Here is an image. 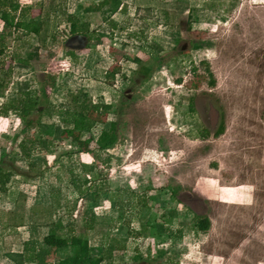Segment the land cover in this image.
<instances>
[{
  "label": "rangeland",
  "instance_id": "obj_1",
  "mask_svg": "<svg viewBox=\"0 0 264 264\" xmlns=\"http://www.w3.org/2000/svg\"><path fill=\"white\" fill-rule=\"evenodd\" d=\"M19 2L16 18L42 30L12 29L0 55V160L5 148L4 165L20 172L0 184V264H38L24 261L26 240L72 231L102 264H264V0ZM71 14L87 24L81 40ZM3 31L0 17V45ZM47 76L55 86L40 127L2 114L24 90L41 94ZM83 101L111 109L60 113ZM113 120L114 147L76 151L80 140L95 147ZM92 216L94 227L82 226Z\"/></svg>",
  "mask_w": 264,
  "mask_h": 264
},
{
  "label": "trees",
  "instance_id": "obj_2",
  "mask_svg": "<svg viewBox=\"0 0 264 264\" xmlns=\"http://www.w3.org/2000/svg\"><path fill=\"white\" fill-rule=\"evenodd\" d=\"M20 8L19 0H0V11L1 19L4 21V31L1 36L2 44L0 45V55L4 54L6 51V38L12 36V29L24 30L27 33L39 34L42 30V25L35 18L30 15H22L19 19L16 18L14 12H17ZM17 19V20H16ZM69 22L71 23V31L73 35L81 38L85 36L87 32V24L82 22L77 16L71 14L68 17ZM37 55V51H30L25 56H20V58L27 61H31ZM18 56V55H17ZM153 72V64L143 63L139 69L141 75V80H146L151 76ZM109 75L111 77L115 76V72H111ZM180 81V80H179ZM4 76L0 78V87L3 85ZM55 86V79L47 78L44 81H41V94H37L31 89H26L14 100L8 102V104L3 107L2 114L9 113L12 111H21L24 113L22 121L24 122V130H33L40 127L42 123V112L49 107V93L48 84ZM213 83V82H212ZM111 109V104L95 103L88 105L86 101L75 102L73 104V109L68 108L67 110L61 111L64 113L63 116H66L68 119H78L88 118L91 112H97L103 114ZM38 112L39 116H34L33 113ZM120 123L118 120H113L109 124L108 132L102 133L99 138H97L95 147H92L91 143L88 140L78 141L79 148L76 150L81 153H94L95 151H105L108 150L117 143L120 130ZM222 129L216 131V134H220ZM40 131L37 130L35 143H39L41 148H45L46 140L39 134ZM21 148L24 150L25 155L31 156L30 149H27L26 146L21 145ZM2 158L0 160V184L6 185L11 178L20 174L17 166L13 163H8L7 166L4 158L7 154L5 148H2ZM22 175H26L22 173ZM78 191L83 193L81 187L78 186ZM95 217L83 218L82 226L85 228L94 227ZM195 226L201 231H208L211 227V220L208 216L194 215ZM66 251L65 255L59 259V264H102L105 259V256L95 253L92 248L89 239L86 237L84 232H75L72 231L70 235H58L56 232H50L43 236L42 240L35 239L31 237L30 239L24 242V249L22 252L25 262L44 264L46 256L53 253H62Z\"/></svg>",
  "mask_w": 264,
  "mask_h": 264
},
{
  "label": "flooded vegetation",
  "instance_id": "obj_3",
  "mask_svg": "<svg viewBox=\"0 0 264 264\" xmlns=\"http://www.w3.org/2000/svg\"><path fill=\"white\" fill-rule=\"evenodd\" d=\"M75 39H80L81 40V39H83V37H81V38L77 37ZM67 45H69V46H71V48H73V42L72 41H68Z\"/></svg>",
  "mask_w": 264,
  "mask_h": 264
}]
</instances>
